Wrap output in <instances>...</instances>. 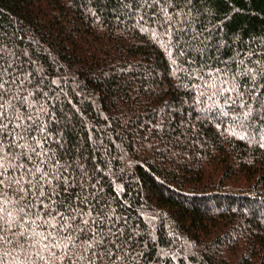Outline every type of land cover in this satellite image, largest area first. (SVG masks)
I'll list each match as a JSON object with an SVG mask.
<instances>
[{
  "label": "trees",
  "instance_id": "obj_1",
  "mask_svg": "<svg viewBox=\"0 0 264 264\" xmlns=\"http://www.w3.org/2000/svg\"><path fill=\"white\" fill-rule=\"evenodd\" d=\"M0 264H264V0H0Z\"/></svg>",
  "mask_w": 264,
  "mask_h": 264
}]
</instances>
